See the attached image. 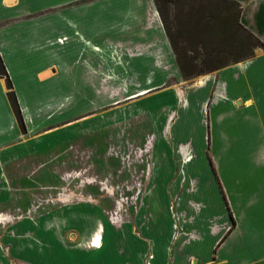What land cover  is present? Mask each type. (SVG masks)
<instances>
[{
	"label": "rangeland",
	"instance_id": "obj_1",
	"mask_svg": "<svg viewBox=\"0 0 264 264\" xmlns=\"http://www.w3.org/2000/svg\"><path fill=\"white\" fill-rule=\"evenodd\" d=\"M143 1L146 26L156 31L155 45L141 50L140 45L132 49L116 43L95 54L79 49L80 56L86 52L92 60L79 63V96L57 97L55 112L41 118L46 125L32 122L24 132L30 144L5 162L7 176L0 191L8 198L0 201V264H30L22 251L33 220L47 223L40 226L44 231L39 240L52 234L64 247L76 242L100 247L108 239L109 224L120 241L129 235L142 245L136 253L141 264H216L222 244L217 245L232 220L208 156L220 182L221 174L226 179L223 190L236 225L245 194L231 193L236 187L232 175L242 177L244 188H255L258 202L252 210L263 216L261 109L253 108L252 99L234 98L228 132L222 130L221 143L211 138L209 144L211 118L221 125L215 107L225 100L219 97L218 78L209 81L207 74L187 81L179 75L165 30L154 28L156 17L162 24L154 0ZM238 38L224 44L226 54L215 59L232 63L249 56V48L235 44ZM193 40L191 36L179 45L191 47ZM55 114L62 118L51 123ZM254 245L238 240L232 246L264 248L263 242ZM117 250L121 255L122 245Z\"/></svg>",
	"mask_w": 264,
	"mask_h": 264
},
{
	"label": "crops",
	"instance_id": "obj_2",
	"mask_svg": "<svg viewBox=\"0 0 264 264\" xmlns=\"http://www.w3.org/2000/svg\"><path fill=\"white\" fill-rule=\"evenodd\" d=\"M79 1L85 4L78 5ZM236 1L243 6L242 23L264 42V0ZM147 13L143 0H0V54L14 85L27 130L30 131L32 122L40 124L42 121V126L46 125L47 121L41 118L43 113L51 110L55 112L57 97L79 96V63L92 61L86 52L80 56L79 49L95 54L88 47L89 44L102 50L116 43L121 48L124 46L132 49L140 45L138 48L141 50L155 45L156 31L146 26ZM153 17H156V12ZM156 18L154 28L161 27L160 31L164 32ZM60 39L66 40L61 43ZM168 48L172 62L177 65L172 47L169 45ZM144 58L154 63L153 58ZM177 69L181 75L178 65ZM208 76L209 81L214 76L218 78V91L221 90L219 97H225L215 107V113L221 117V125L216 123L219 120L217 117L211 118L212 126L208 128L206 137L209 144L211 138L219 143L223 141L221 133L223 129L227 131L226 120L234 112V98L252 99L253 108H260L264 117V49L259 50L250 60L230 65ZM207 86L204 93H208ZM61 118V114H55L50 122ZM27 136L21 130L9 101L6 80L0 76V190L4 188V178L7 176L5 162L25 151V146L30 144ZM233 168L231 165V175L235 172ZM221 178H224V184L226 179L222 174ZM233 179H236V187L231 193L245 194L244 202L239 207L237 225L220 245L215 263L264 264V248L240 249L232 246L238 240L252 242L259 247L260 242L264 243V213L259 217L252 210L258 202L257 191L253 187H250V191L248 187L241 186L243 181L240 175H232L229 180L234 182ZM5 198L8 197L0 191V201ZM243 209L245 213L241 212ZM225 210L230 215L226 203ZM28 225L29 234L24 236L26 239L23 240L22 252L25 258H29L30 264H141L136 253L142 245L133 241L129 235H122L120 241L117 232L108 227L109 224L106 228L108 239L101 240V246L92 249L85 248L84 242H76L75 245L70 243L64 247L62 241L52 234L39 240L38 237H42L40 234L44 231L40 226L47 223L33 220ZM95 236L91 237V242ZM120 245L121 255L117 250Z\"/></svg>",
	"mask_w": 264,
	"mask_h": 264
},
{
	"label": "trees",
	"instance_id": "obj_3",
	"mask_svg": "<svg viewBox=\"0 0 264 264\" xmlns=\"http://www.w3.org/2000/svg\"><path fill=\"white\" fill-rule=\"evenodd\" d=\"M154 3L175 54L180 73L183 79L187 81L218 72L230 65L250 59L254 57L256 49H264V42L242 24V6L236 0H154ZM177 5H180L178 10L176 9ZM191 36L194 38L191 47L184 43H181L180 47L179 42L181 40L187 41ZM236 36L239 38L235 44L242 49L244 47L249 48V56L233 60L232 63L231 61L216 60L215 58L226 54V51H222V47H225ZM244 36H246V39L242 40ZM224 44L225 46H223ZM201 49L203 52L200 51ZM200 57L201 60H199ZM0 76L6 80L9 101L21 130L26 133V124L18 97L1 54ZM209 161L219 181L232 220L231 229L217 245L220 246L234 230L236 220L211 157H209Z\"/></svg>",
	"mask_w": 264,
	"mask_h": 264
},
{
	"label": "bare ground",
	"instance_id": "obj_4",
	"mask_svg": "<svg viewBox=\"0 0 264 264\" xmlns=\"http://www.w3.org/2000/svg\"><path fill=\"white\" fill-rule=\"evenodd\" d=\"M8 1V0H7ZM11 1V0H10ZM85 43H87V42H85ZM88 44V43H87ZM88 47L89 48H91L92 49V51H94V52H100V51H102V49L100 48V47H98V46H93L92 44H89L88 45ZM118 65H121L122 66V63H119L118 62ZM111 79V78H110ZM172 121V120H171ZM171 123H173V122H171ZM170 127H171V125H170ZM171 135V134H170ZM183 150V149H182ZM185 154V153H184ZM96 245H97V243H96Z\"/></svg>",
	"mask_w": 264,
	"mask_h": 264
},
{
	"label": "water",
	"instance_id": "obj_5",
	"mask_svg": "<svg viewBox=\"0 0 264 264\" xmlns=\"http://www.w3.org/2000/svg\"><path fill=\"white\" fill-rule=\"evenodd\" d=\"M194 264H196V263H194Z\"/></svg>",
	"mask_w": 264,
	"mask_h": 264
}]
</instances>
